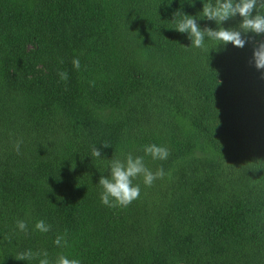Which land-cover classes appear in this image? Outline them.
I'll return each mask as SVG.
<instances>
[{"label":"trees","instance_id":"obj_1","mask_svg":"<svg viewBox=\"0 0 264 264\" xmlns=\"http://www.w3.org/2000/svg\"><path fill=\"white\" fill-rule=\"evenodd\" d=\"M201 9V0H0V264L45 254L264 264V78L251 44L186 47L173 14ZM149 143L168 158L145 156ZM94 146L109 159L143 156L164 176L150 187L138 177L139 198L109 208Z\"/></svg>","mask_w":264,"mask_h":264},{"label":"clouds","instance_id":"obj_2","mask_svg":"<svg viewBox=\"0 0 264 264\" xmlns=\"http://www.w3.org/2000/svg\"><path fill=\"white\" fill-rule=\"evenodd\" d=\"M202 9L195 16L185 12H175L172 21H174L175 31L185 34L189 40L186 47L204 48L207 42H214L215 48L218 46L226 50L231 44L236 48H244L246 44L252 45V56L250 63L264 78V39L253 40L254 36L264 35V0H201ZM255 10V11H254ZM239 16L240 23L236 27L225 26L228 21ZM206 20L214 22L215 27L205 25L201 27L198 21ZM73 67L80 68L78 58H73ZM61 79H67V72H59ZM107 147L108 145L102 144ZM145 156H151L153 160H166L168 158V149L162 145L149 143L143 146ZM91 156L96 158L104 157L101 150L94 146L91 150ZM104 171L108 175H101L98 179V186L101 191L99 199L101 204L109 207H126L134 200L138 199L141 192L139 183L134 181L139 177L145 186H151L153 182L164 176V170L157 168L155 171L150 170L144 161L143 156L133 155L128 152L123 158H106ZM16 228L19 231H25L27 224L24 220H17ZM35 229L41 232H47L49 226L39 220L35 224ZM54 243L61 246L67 241L57 236ZM25 256H31V253L21 254L20 260ZM39 264H82L80 259L69 258L64 254H59L54 260L49 261L45 254L39 260Z\"/></svg>","mask_w":264,"mask_h":264},{"label":"rangeland","instance_id":"obj_3","mask_svg":"<svg viewBox=\"0 0 264 264\" xmlns=\"http://www.w3.org/2000/svg\"><path fill=\"white\" fill-rule=\"evenodd\" d=\"M260 39H264V37H261ZM28 48L30 50H35L36 49V46L33 44V43H28L27 44ZM47 65L45 63H40L37 67V72L40 73V74H43L45 75L47 73ZM180 264H183V263H180Z\"/></svg>","mask_w":264,"mask_h":264}]
</instances>
